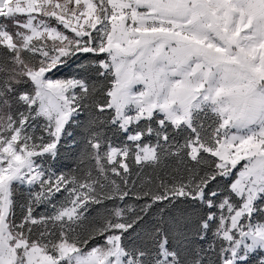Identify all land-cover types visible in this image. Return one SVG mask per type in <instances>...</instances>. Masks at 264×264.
Instances as JSON below:
<instances>
[{"label": "snow or ice", "instance_id": "obj_1", "mask_svg": "<svg viewBox=\"0 0 264 264\" xmlns=\"http://www.w3.org/2000/svg\"><path fill=\"white\" fill-rule=\"evenodd\" d=\"M0 18V264H264V119L235 125L212 93L233 66L264 83V0H0Z\"/></svg>", "mask_w": 264, "mask_h": 264}, {"label": "clouds", "instance_id": "obj_2", "mask_svg": "<svg viewBox=\"0 0 264 264\" xmlns=\"http://www.w3.org/2000/svg\"><path fill=\"white\" fill-rule=\"evenodd\" d=\"M212 93L217 108L233 124L246 126L264 119V83L247 68L233 66L220 71L212 84Z\"/></svg>", "mask_w": 264, "mask_h": 264}, {"label": "trees", "instance_id": "obj_3", "mask_svg": "<svg viewBox=\"0 0 264 264\" xmlns=\"http://www.w3.org/2000/svg\"><path fill=\"white\" fill-rule=\"evenodd\" d=\"M79 64H80V61L74 60L68 65V67L64 68L57 75L61 76V75H69V74H79V72H80ZM21 87H27V85H22ZM79 119L81 121H83L85 119V117L81 116V117H79ZM209 122H210V119H209ZM37 131L39 132V129H37ZM81 132H82V129H80V128L75 129L76 136H78V137L81 136ZM106 134L111 135L113 140L118 144L122 143L126 139L125 133L113 134L111 129H106ZM146 139L154 140V137H147ZM78 153H79V147L71 148V149H63L60 153L59 158L57 159V161L53 165L54 168L57 170V172L67 171V170H70L72 168H75ZM175 163H176L175 157L165 161V164H168V165H175ZM136 171H137L136 167L133 166V168H132L133 175H132L131 179H137L135 176ZM155 171L156 170H153L151 168H145L143 175L144 176L154 175ZM230 182H231L230 180L225 181V180L221 179L218 183H214L213 187L218 188L220 191V196H222L227 192ZM220 196H218L216 199L219 200ZM15 198H16L18 203H22L25 199L24 191L22 189L18 190ZM57 199H60V197L58 196ZM111 206H112L111 201H107L104 206H100V205L93 206L89 215L90 216L95 215L97 213V211L102 209V207H111ZM46 208H47V206H41L37 211L38 212L45 211ZM47 210L51 211V209H47ZM17 212H19V208H17ZM201 214H203V213H201ZM211 239H212V236H211V233H209L208 234V240H211ZM101 242H102V238L98 239L97 241H93L89 245V247H91L93 244H97V243H101ZM199 243L206 244L207 241H200Z\"/></svg>", "mask_w": 264, "mask_h": 264}, {"label": "rangeland", "instance_id": "obj_4", "mask_svg": "<svg viewBox=\"0 0 264 264\" xmlns=\"http://www.w3.org/2000/svg\"><path fill=\"white\" fill-rule=\"evenodd\" d=\"M3 18H0V20H2ZM58 27H60V29L61 30H63V31H65L66 32V34H69V35H71V33L68 31V30H64L63 28H62V26H58Z\"/></svg>", "mask_w": 264, "mask_h": 264}]
</instances>
